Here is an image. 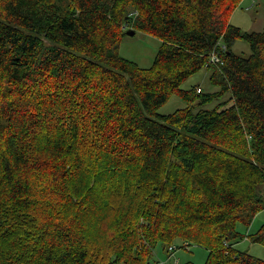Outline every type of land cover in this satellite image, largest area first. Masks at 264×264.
<instances>
[{"label":"trees","instance_id":"16d2710c","mask_svg":"<svg viewBox=\"0 0 264 264\" xmlns=\"http://www.w3.org/2000/svg\"><path fill=\"white\" fill-rule=\"evenodd\" d=\"M241 1L0 0V264H163L176 243L264 264L234 246H264L238 228L264 210V28L230 23ZM128 28L160 40L149 68L119 55ZM203 67L216 91L181 88Z\"/></svg>","mask_w":264,"mask_h":264},{"label":"rangeland","instance_id":"374dc122","mask_svg":"<svg viewBox=\"0 0 264 264\" xmlns=\"http://www.w3.org/2000/svg\"><path fill=\"white\" fill-rule=\"evenodd\" d=\"M230 23L239 27L242 32H261L264 28V0H242L239 6L230 16ZM160 40L153 35H148L140 31L135 32L133 36L124 35L120 42L118 53L120 56L136 62L142 68H149L155 55L160 47ZM232 50L241 57H248L250 54L249 44L238 39L234 42ZM210 70L206 67L192 74L182 84L181 88L190 89L199 87L203 92H213L218 88L209 82ZM207 90V91H206ZM228 95H225V99ZM187 104L177 95L173 94L169 100L162 105L158 113L166 115L177 109L184 108ZM211 105H206L208 108ZM264 223V210L260 211L250 226L247 228L239 225L238 228L246 233L256 232ZM177 245V243L175 244ZM184 245V244H183ZM239 251L245 252L255 257L264 258V246L254 243L251 239H243L234 244ZM209 250L201 246L190 245L180 247L177 245L176 250H170V255L166 250L157 246L153 252V260H159L163 264H180L191 262L193 264H204Z\"/></svg>","mask_w":264,"mask_h":264},{"label":"built area","instance_id":"2783aa9c","mask_svg":"<svg viewBox=\"0 0 264 264\" xmlns=\"http://www.w3.org/2000/svg\"><path fill=\"white\" fill-rule=\"evenodd\" d=\"M220 48L222 51L225 50V46L220 44ZM210 62L216 65L221 66L223 64V60L221 59V57L219 56L217 51H212L210 53ZM197 91H200V88L197 89ZM170 250H176L177 249V245H173L169 248ZM152 264H158V263H152Z\"/></svg>","mask_w":264,"mask_h":264},{"label":"water","instance_id":"95a60500","mask_svg":"<svg viewBox=\"0 0 264 264\" xmlns=\"http://www.w3.org/2000/svg\"><path fill=\"white\" fill-rule=\"evenodd\" d=\"M126 34L129 35V36H133L135 34V30L132 29V28H128L126 30Z\"/></svg>","mask_w":264,"mask_h":264},{"label":"bare ground","instance_id":"6f19581e","mask_svg":"<svg viewBox=\"0 0 264 264\" xmlns=\"http://www.w3.org/2000/svg\"><path fill=\"white\" fill-rule=\"evenodd\" d=\"M207 91V90H206Z\"/></svg>","mask_w":264,"mask_h":264}]
</instances>
